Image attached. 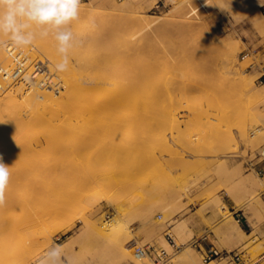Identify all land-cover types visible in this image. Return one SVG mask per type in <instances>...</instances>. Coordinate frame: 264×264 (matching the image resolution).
<instances>
[{"label": "rangeland", "instance_id": "rangeland-1", "mask_svg": "<svg viewBox=\"0 0 264 264\" xmlns=\"http://www.w3.org/2000/svg\"><path fill=\"white\" fill-rule=\"evenodd\" d=\"M127 2L82 0L79 19L70 25L80 36L91 35L95 27L106 31L119 27L124 37L136 33L135 43L141 47L137 60L134 57L128 63L127 59L125 75L113 76L115 83L110 85L113 92L121 91L125 84L136 88L126 99L127 108L97 119L117 118L123 123L114 124L117 127L111 134L106 132L108 136L105 133L100 148L101 140L92 142L90 151L84 150L81 157L89 158L94 180L91 220L119 215L126 227V240L121 236L123 243L117 246L110 237L100 238V229L93 223L86 227L77 213L71 218L57 216L44 224L52 227L51 240L35 246L24 264H41L54 247L60 248L64 264H205L195 247L198 241L192 243L202 231L188 230L187 218L207 211L225 214L231 204L235 210L250 214L253 226L264 221V161L255 157L264 146V4L257 14L248 0H142L144 18L151 21L150 26L143 19L147 26L142 20L141 24L131 19L135 13ZM178 9L188 13L189 23L187 19L178 21L182 20ZM250 17L260 23L253 25ZM167 18L169 21H164ZM203 19L207 24H202ZM148 40L149 44L144 43ZM40 41L35 43L42 44ZM29 54V64L39 58L31 54L35 57L32 60ZM236 57L241 61L239 66L232 61ZM42 60L49 64L46 57ZM50 69L53 78L57 77ZM38 76L42 75L33 80L38 81ZM59 78L56 80L61 83ZM101 79H95L91 88ZM14 81L4 84L5 91L22 99L27 84ZM45 81L54 85L52 77ZM15 84L23 88L18 91ZM62 86L52 92L60 95L65 91ZM191 95L195 97L187 100ZM78 116L69 114L67 118L74 123ZM252 192L256 199L241 205ZM165 204L167 211L162 212L160 207ZM205 222L212 229L217 221ZM226 232L240 234L231 224ZM166 233L177 247L168 243ZM163 239L169 249L163 246ZM144 244L153 250L137 253L135 247ZM185 246L190 247L189 252L183 251ZM159 249L166 251L162 258L156 257ZM255 251L250 255L247 251V264L258 260ZM0 256V262L7 258V263L14 257L1 249ZM227 260L221 259L220 264H228Z\"/></svg>", "mask_w": 264, "mask_h": 264}, {"label": "bare ground", "instance_id": "bare-ground-1", "mask_svg": "<svg viewBox=\"0 0 264 264\" xmlns=\"http://www.w3.org/2000/svg\"><path fill=\"white\" fill-rule=\"evenodd\" d=\"M141 2L142 0H128L127 3L135 13L131 19H137L142 24L143 19L147 20V17L144 18L146 9L141 7ZM248 2L255 6L257 14L259 13L258 7L264 4V0H248ZM175 6L181 7V5ZM186 13L180 11L178 15L182 17V20L178 21L187 19L188 13ZM162 20L160 21L162 24L164 21H169L168 18ZM258 21L256 17L249 18V22L253 25L256 22L258 25ZM143 22L145 23V20ZM147 23L151 26V21ZM202 24L205 25L207 22L204 20ZM185 26L184 24L183 27ZM160 27L162 28V26ZM119 30V27L110 31L95 27L93 32L91 30V35L90 32L84 36L74 33L76 40L82 43H77L71 50L69 68L63 73L55 71V64L60 57L57 51H53L54 48L56 50V46H53L55 41L50 37L39 42H43L42 44L35 43L22 50L17 49L25 54L24 65L27 64L28 68L22 70V74L14 82L22 85L27 84L25 87H28V90L24 91L22 99H17L15 94L12 95L11 92H7L8 90L5 91L4 84L12 83L11 79L0 83V158L4 164L11 167L10 181L5 193V204L0 207V249L14 255L10 263H7L8 259L5 258L0 264H24L25 257L33 251L35 246L40 247L42 244H48L51 240L49 231L52 227L44 224L47 220L57 216L71 218L77 213L79 214L78 218L84 222L86 227H90L93 223L94 227L100 229L98 231L100 238L110 237L114 240L113 242L117 243V246L123 243L121 236L126 240L123 235L126 232V227L119 215H113L109 219L102 218L101 215L95 222L91 220L93 216H90V191L94 189V180L90 174V166L87 164L90 162L89 158H86L89 160L88 162L81 159L83 151H87L90 144L94 145L92 142L101 140L98 141L100 145L97 146L100 148L102 137L106 134L108 136L109 130L111 134L113 132L111 129L114 130V127L116 129L117 126L114 124L123 123L121 121L123 119L98 121V117H106L113 111L127 108L126 99L136 91V88L131 87L132 85L130 88L129 84H125L119 92H113L110 88V85L115 83L113 76L125 75V63L128 61L130 63L134 57L137 60L141 50L140 45L135 43L137 41L136 33L127 31L129 35L124 37L121 34L123 32ZM144 43L149 44V40ZM52 47L54 48L52 49ZM9 48L0 50V61L4 63L0 66L8 72L14 68ZM129 50L132 53L126 54V51ZM26 53L37 54L39 58L35 60L43 61L42 56H44L49 61L47 65L51 67H49L47 75L39 74L42 76H38L40 80L37 77L38 81L33 80L38 73H33V63L29 64L31 60H28L30 58ZM31 54L29 55L31 56ZM127 55L132 58H127ZM31 57L32 60L35 58ZM232 61L237 66L241 64L237 57ZM50 68L54 69L55 76L58 75L61 78V83L56 80L58 76L53 78L52 74L54 73ZM142 74L145 75V72ZM49 77L53 79V86H48L45 81ZM98 77L102 78L101 82L91 88V83ZM147 77L149 76L147 75ZM16 84L17 90L20 91L23 86ZM60 85L65 87V91L60 95H55L52 90L58 89ZM47 87L50 89H46ZM95 91H99L97 95H94ZM193 97L195 96L191 95L187 100ZM69 114H79L81 118L78 116V121L75 120L76 122L71 123L68 120ZM2 116L7 118L1 119ZM64 118L68 123L64 121ZM76 139H78L77 143ZM153 145L152 147H154ZM125 150L123 148V151ZM141 167L143 166L141 165ZM255 192H252L241 205L249 203L251 199H256ZM167 208V204L160 207L162 212L167 211ZM41 225H44L42 231ZM225 226L227 229L228 224L226 223ZM236 229L240 234L244 233L240 227H236ZM127 236L129 237V235ZM108 242L110 244V239ZM162 243L164 247L168 248L166 240L163 239ZM189 248V246H185L183 251L187 252ZM209 263L210 261L207 264Z\"/></svg>", "mask_w": 264, "mask_h": 264}, {"label": "clouds", "instance_id": "clouds-1", "mask_svg": "<svg viewBox=\"0 0 264 264\" xmlns=\"http://www.w3.org/2000/svg\"><path fill=\"white\" fill-rule=\"evenodd\" d=\"M81 3L82 0H0V50H22L51 36L60 57L55 71L66 72L71 50L82 43L70 28L79 19ZM10 168L0 158V207L5 204ZM41 264H64L60 248L48 252Z\"/></svg>", "mask_w": 264, "mask_h": 264}, {"label": "crops", "instance_id": "crops-1", "mask_svg": "<svg viewBox=\"0 0 264 264\" xmlns=\"http://www.w3.org/2000/svg\"><path fill=\"white\" fill-rule=\"evenodd\" d=\"M224 215L222 218L221 216ZM250 214H244L235 210L233 205L228 204V211L225 214H216L212 211H207L204 214H195L187 218L189 223V229L192 233L202 231V235L199 237L196 250L203 256L206 255L211 249H216L221 252L228 251L229 254L223 258H212L209 261L214 260V264H220L221 259L229 258L226 263L231 264H247L245 261L246 256L250 252L256 250L255 257L258 260L254 264H264V221L252 225V219H249ZM205 221H217L212 229H209ZM231 224L232 226L240 227L243 234L234 233V235H228L226 232L225 224ZM185 231L184 234H186ZM240 253L241 261L237 262L233 259L232 254ZM248 255V256H249ZM207 261L205 264H207Z\"/></svg>", "mask_w": 264, "mask_h": 264}, {"label": "built area", "instance_id": "built-area-1", "mask_svg": "<svg viewBox=\"0 0 264 264\" xmlns=\"http://www.w3.org/2000/svg\"><path fill=\"white\" fill-rule=\"evenodd\" d=\"M10 52V57L13 59L14 63V68L8 72V70L4 69L2 66H0V83L2 81H5L7 79H11L12 81L17 80L19 76L22 74V70H25L27 67V64L24 65L26 57L25 54H22L19 52L17 49L10 47L9 48ZM33 68V73H38V74H46L49 71L48 65L46 61H41V60H35L32 65ZM46 85V84H45ZM255 157L259 158V160L264 161V146L260 147L258 151L255 154ZM167 236V241L171 246L177 247L176 243L174 242L172 236L169 233H166ZM199 238L193 239L192 243H196ZM135 247V246H134ZM137 250V253H145L150 251V249L153 250V247L148 244H144L142 246H136L135 247ZM229 254L228 251L221 252L216 249H211L206 255L202 256V261L206 263L212 258H223L226 257ZM166 255V251L164 249H159V254H156L157 258H162L163 256ZM233 259L237 262L241 261V256L240 253H234L232 254Z\"/></svg>", "mask_w": 264, "mask_h": 264}]
</instances>
